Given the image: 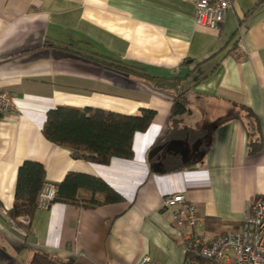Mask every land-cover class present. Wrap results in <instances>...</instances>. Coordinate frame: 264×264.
Here are the masks:
<instances>
[{"label":"crops","instance_id":"crops-1","mask_svg":"<svg viewBox=\"0 0 264 264\" xmlns=\"http://www.w3.org/2000/svg\"><path fill=\"white\" fill-rule=\"evenodd\" d=\"M194 16L195 0H0V89L15 98L0 116V264H30L35 252L73 264H135L143 255L183 264L179 229L161 208L173 193L197 208L196 231L241 230L249 202L264 194V0H235L217 29ZM144 75L177 77L178 89ZM178 92L186 110L170 127ZM58 106L155 115L133 134L132 158L100 164L44 137ZM24 161L41 163L45 182L87 174L122 199L56 200L14 230Z\"/></svg>","mask_w":264,"mask_h":264},{"label":"trees","instance_id":"trees-1","mask_svg":"<svg viewBox=\"0 0 264 264\" xmlns=\"http://www.w3.org/2000/svg\"><path fill=\"white\" fill-rule=\"evenodd\" d=\"M154 79V81L152 80ZM150 80L144 75L143 80L162 89H178V78L154 77ZM167 80V81H166ZM166 81V82H165ZM171 109V125L175 117L185 112L181 102V93L174 95ZM244 109L248 115L251 112ZM155 111L142 108L136 114H119L94 108L58 106L48 111L42 133L49 141L71 151L74 158L85 161L108 164L112 157L132 158V137L136 131H145L150 125ZM169 131L170 128H169ZM252 148L251 150H254ZM153 149L150 150L152 152ZM45 183L44 166L35 161H24L17 170L14 201L9 211L10 217L28 215L32 217L37 209V200L42 185ZM56 200L66 202L85 201L84 207H94L99 203L118 202L122 198L100 178L87 174L68 172L56 185ZM81 190L102 193L101 201L81 198ZM30 264H73L71 260H60L47 253L35 252ZM183 264H217L205 260L193 253L184 254Z\"/></svg>","mask_w":264,"mask_h":264},{"label":"built area","instance_id":"built-area-1","mask_svg":"<svg viewBox=\"0 0 264 264\" xmlns=\"http://www.w3.org/2000/svg\"><path fill=\"white\" fill-rule=\"evenodd\" d=\"M234 1L195 0V24L219 28ZM14 103V96L0 89V116L9 112ZM56 191L55 184L45 182L38 196L37 209L47 210L56 198ZM184 199L183 194L173 193L161 200V208L171 210L183 240L184 254L191 252L217 264H264V194L254 196L249 202L241 230L225 235L196 231L197 208L193 204H182ZM30 221V216L19 215L10 219L9 224L19 230L28 227ZM135 264H150V258L143 255Z\"/></svg>","mask_w":264,"mask_h":264},{"label":"rangeland","instance_id":"rangeland-1","mask_svg":"<svg viewBox=\"0 0 264 264\" xmlns=\"http://www.w3.org/2000/svg\"><path fill=\"white\" fill-rule=\"evenodd\" d=\"M39 196V195H38ZM54 201H56V198H55V200ZM51 206V205H50Z\"/></svg>","mask_w":264,"mask_h":264}]
</instances>
